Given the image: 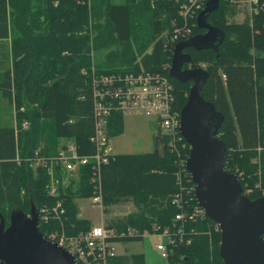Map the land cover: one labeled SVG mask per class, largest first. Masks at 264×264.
<instances>
[{
	"label": "trees",
	"instance_id": "trees-1",
	"mask_svg": "<svg viewBox=\"0 0 264 264\" xmlns=\"http://www.w3.org/2000/svg\"><path fill=\"white\" fill-rule=\"evenodd\" d=\"M259 2L257 12L247 11L238 22L232 19L234 0H221L207 17L225 33L218 52L185 49L192 58L185 67L204 66L209 71L203 95L223 115L217 134L227 145L226 169L243 173L244 189L256 183L264 189V0ZM180 5L174 0H0V39H10L12 56L11 67L0 73V95L14 107L17 124L0 126V214L6 225L15 208L30 213L32 205L52 208L60 199L64 211L59 219L40 224L42 233L53 229L74 234L92 226L89 219L79 217L75 200L92 197L91 164L81 167L78 181L70 178L53 198L47 190V170L33 167L31 159L35 151L46 158L55 156L60 142L69 139L80 154L94 153L90 139L95 124L93 77L138 70V57L144 68L170 80L173 106L181 111L193 81L170 76L174 48L164 36L175 26L188 27L191 35L205 29L199 28L197 17L183 19ZM40 18L43 27L35 25ZM92 20L93 33L88 23ZM103 50L107 51L105 61L94 65L93 73L91 52ZM25 121L27 128L22 127ZM124 130V114L112 111L107 118L109 136ZM155 139L154 151L112 154L100 166L104 212L123 202H132L136 208L108 221L107 227L115 230L110 240L139 241L145 232L183 224L185 238L170 247V262L224 264L216 221L207 216L175 220L176 214L188 213L197 205L193 191L181 189L179 175L184 185L194 183L189 174L184 176L181 157L169 151L166 136ZM180 194L188 201L183 209L173 202ZM261 195V189L254 188L249 197ZM129 230L136 235H128ZM107 260L109 264H145L142 253Z\"/></svg>",
	"mask_w": 264,
	"mask_h": 264
},
{
	"label": "water",
	"instance_id": "water-1",
	"mask_svg": "<svg viewBox=\"0 0 264 264\" xmlns=\"http://www.w3.org/2000/svg\"><path fill=\"white\" fill-rule=\"evenodd\" d=\"M220 2L208 0L197 15L204 33L175 45L169 74L179 81H193L181 109L180 133L189 144L186 168L195 186V199L221 232L220 257L224 264H264V195L253 199L245 195L239 176L226 169L227 145L217 134L223 115L203 95L209 71L202 66H184L192 59L186 48L218 52L225 33L207 17ZM0 264L78 263L70 251L43 236L32 205L30 213L14 209L8 225L0 214Z\"/></svg>",
	"mask_w": 264,
	"mask_h": 264
},
{
	"label": "built area",
	"instance_id": "built-area-1",
	"mask_svg": "<svg viewBox=\"0 0 264 264\" xmlns=\"http://www.w3.org/2000/svg\"><path fill=\"white\" fill-rule=\"evenodd\" d=\"M174 1L181 2L179 14L186 20L189 19L188 17H197L199 12L207 5L208 0ZM247 3L251 13L258 11L259 0H248ZM173 24L175 25V22ZM190 36L192 35L188 27L175 26L170 35L164 36V40L174 48L179 41L185 40ZM139 63L140 69L138 70L126 73L99 74L93 77L95 124L94 134L90 139L95 144L94 153L80 154L76 143L70 139L59 147L57 154L53 157L39 156L38 151H35L31 159L32 166L35 168L43 167L47 170L49 174L47 190L48 194L53 198L60 195L61 186L68 185L69 178H75L79 175L81 167L91 164V181L93 184V197H91V200L102 206L100 166L102 163L107 162L113 154L112 138L107 131V118L112 111H118L124 115L127 113L145 114V116L154 118L158 123V135L166 136L169 151L181 157L182 171L186 172L184 176L189 174V180H191L190 173L186 168V160L189 155L187 154L186 156V151L189 148V144L180 133L182 112L173 106L174 97L171 82L166 76L161 75L159 72H151L144 68L141 62ZM91 69L95 73L94 65H92ZM82 72L86 73L87 70L83 68ZM22 127L27 128L28 122H23ZM66 174L67 177L64 178ZM242 174V172L239 175L237 174L240 179ZM179 179L182 190L188 189L194 193L195 186L184 185L181 175H179ZM254 188L261 189V196L264 195V189L261 188L260 183H256L254 187L246 184V189L243 188V192L249 196ZM179 196L180 198L176 196L173 202L183 209L188 201L183 200L181 194ZM61 208L62 201L59 199L52 208L42 206L37 209L39 225L47 224L55 218L59 219L60 211H64ZM199 216L206 215L197 203L188 213L182 211L176 214L175 220L184 221L186 217L192 219ZM184 230L183 224L178 226L175 223L173 227L165 228L161 232H154L159 237L161 234L165 238L164 243L159 242L156 244V248L163 257L168 258L170 247L184 240ZM127 233L128 235H136L134 230H129ZM42 234L70 251L78 264H109L107 259L117 256L114 247L115 242L110 240L115 236V230L108 228L105 224H95L88 230H81L74 234H67L64 230L59 232L53 229ZM146 234L148 232L144 233V235Z\"/></svg>",
	"mask_w": 264,
	"mask_h": 264
},
{
	"label": "rangeland",
	"instance_id": "rangeland-1",
	"mask_svg": "<svg viewBox=\"0 0 264 264\" xmlns=\"http://www.w3.org/2000/svg\"><path fill=\"white\" fill-rule=\"evenodd\" d=\"M117 1V0H115ZM121 1V0H118ZM233 0H231L232 2ZM248 0H234L236 4V15L232 18L235 21L241 22L244 20L245 14L249 11ZM250 12V11H249ZM94 21L88 22L90 24V32L94 27ZM35 25L43 27V18H40ZM151 49H148V52ZM107 51H93L92 61L93 65L98 66L105 61ZM141 57H138L136 62H141ZM94 66V67H95ZM204 67V66H202ZM6 124H16L15 121V109L13 106L8 104L6 100L0 95V126ZM124 133L113 137L111 140L112 152L117 153H140V152H151L156 149V136L158 135V123L154 118L145 116V114H130L124 115ZM17 126V124H16ZM66 140L60 142L65 143ZM79 176V175H78ZM75 179L78 181L79 177ZM67 174L64 175V178ZM70 179V178H69ZM75 180V181H76ZM71 181V180H70ZM69 183V182H68ZM93 195V194H92ZM93 197V196H92ZM76 202L79 206L80 214L82 217H89L94 222L99 223L101 221L102 212L106 209L92 202L91 197L80 198L77 197ZM136 208L132 202H123L117 205L109 207V212L112 219L121 217L127 213L134 211ZM17 210V208H15ZM106 223L105 225H107ZM165 238L160 234H146L142 240L130 241V242H118L116 244V250L120 253H139L143 252L146 256V264H174L170 262L166 257L161 255V252L156 248L157 243H164Z\"/></svg>",
	"mask_w": 264,
	"mask_h": 264
},
{
	"label": "crops",
	"instance_id": "crops-1",
	"mask_svg": "<svg viewBox=\"0 0 264 264\" xmlns=\"http://www.w3.org/2000/svg\"><path fill=\"white\" fill-rule=\"evenodd\" d=\"M10 46H11V42L9 38H4V39H0V73L5 72L8 68H10L12 65V56H11V52H10ZM81 211V210H80ZM102 212V216H101V221L99 223L94 222L91 218L89 217H82L80 212H79V217L85 218V219H89L93 225H98V224H106L108 223L109 220H111L112 218L109 217L108 215H110V212L106 213L103 210H101ZM118 242L114 243V247H115V251L117 253V255H131V254H136V253H130V254H125L123 252H118L116 250V244ZM142 253L144 255V260H145V264H146V256L145 253L143 252H139ZM137 253V254H139Z\"/></svg>",
	"mask_w": 264,
	"mask_h": 264
}]
</instances>
